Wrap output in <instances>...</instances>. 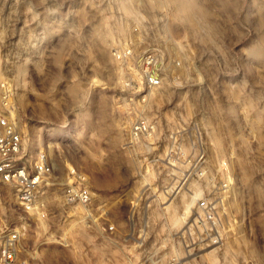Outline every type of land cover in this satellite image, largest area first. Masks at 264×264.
<instances>
[{
  "label": "rangeland",
  "instance_id": "obj_1",
  "mask_svg": "<svg viewBox=\"0 0 264 264\" xmlns=\"http://www.w3.org/2000/svg\"><path fill=\"white\" fill-rule=\"evenodd\" d=\"M134 28L181 60L180 79L145 101L124 91L111 55ZM3 88L23 159L44 153L53 166L44 218L0 182V245L20 233L8 264H264V0H0V96ZM137 116L156 134L130 145ZM176 129L206 153L194 195L224 181L228 190L222 245L196 257L170 237L193 199L181 191L165 201L167 172L151 162ZM81 176L114 235L62 205L64 185Z\"/></svg>",
  "mask_w": 264,
  "mask_h": 264
},
{
  "label": "built area",
  "instance_id": "obj_2",
  "mask_svg": "<svg viewBox=\"0 0 264 264\" xmlns=\"http://www.w3.org/2000/svg\"><path fill=\"white\" fill-rule=\"evenodd\" d=\"M133 32L136 36L114 45L111 55L118 82L124 91L145 101L150 92L180 79L181 60L172 57L163 45L150 42L147 34L138 28H134ZM0 107V182L14 188L18 203L26 211L44 218L48 210L45 194L50 187L53 166L44 153H39L32 162L23 159L22 135L15 119V105L6 88H3L0 96ZM155 134L156 125L143 116H137L128 130V144L135 145ZM166 141L164 151L151 157L152 165L159 166V172L166 171L169 178V183L163 186L162 195L165 201H172L181 191H186L193 199L182 227L172 231L170 237L178 243L184 256L196 257L203 249L222 245L227 185L225 181L218 185L211 184L200 196H195L189 185L204 179L207 173V158L202 143L192 139L191 145L185 147L180 129L171 131ZM61 203L68 208L81 210L82 219L89 224L97 225L108 234H115L109 211L105 205L94 208V195L84 184L82 176L78 177L76 183L64 185ZM2 238L1 259L8 264L15 254L20 233L15 231ZM132 238L136 247L144 246L148 238L145 226L140 227ZM179 260L180 257L174 256L169 264H178Z\"/></svg>",
  "mask_w": 264,
  "mask_h": 264
},
{
  "label": "bare ground",
  "instance_id": "obj_3",
  "mask_svg": "<svg viewBox=\"0 0 264 264\" xmlns=\"http://www.w3.org/2000/svg\"><path fill=\"white\" fill-rule=\"evenodd\" d=\"M152 94L149 95V97L151 96Z\"/></svg>",
  "mask_w": 264,
  "mask_h": 264
}]
</instances>
